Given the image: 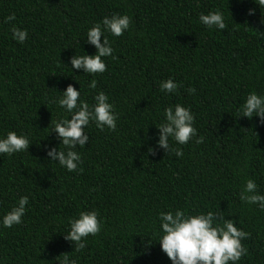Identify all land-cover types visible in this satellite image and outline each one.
I'll use <instances>...</instances> for the list:
<instances>
[{
	"label": "trees",
	"instance_id": "1",
	"mask_svg": "<svg viewBox=\"0 0 264 264\" xmlns=\"http://www.w3.org/2000/svg\"><path fill=\"white\" fill-rule=\"evenodd\" d=\"M216 10L223 30L198 20ZM113 14L131 23L120 36L104 33L114 49L102 58L106 70L72 71L75 52L96 51L84 43L87 30ZM14 25L27 30L23 43L12 38ZM169 77L180 85L174 93L159 87ZM92 79L96 89L88 87ZM69 83L90 105L103 91L118 117L115 130L90 123L74 172L47 157L60 143L53 123L69 116L50 101ZM251 91L264 95L259 0H0V135L11 130L30 141L28 150L0 154V216L29 198L20 224L0 226V264H59L65 254L77 264H171L152 242L158 213L176 208L232 219L247 233L237 264H264V211L239 199L249 178L264 194V122L238 111ZM177 103L194 114L197 137L169 140L180 157L150 152L163 109ZM84 210H96L102 228L77 251L64 234Z\"/></svg>",
	"mask_w": 264,
	"mask_h": 264
},
{
	"label": "clouds",
	"instance_id": "2",
	"mask_svg": "<svg viewBox=\"0 0 264 264\" xmlns=\"http://www.w3.org/2000/svg\"><path fill=\"white\" fill-rule=\"evenodd\" d=\"M259 5L264 6V0H259ZM250 13L252 10H249ZM14 13L6 17V21L13 20ZM198 20L205 27L217 30L225 28V20L221 11H209L200 13ZM131 18L127 14H113L105 16L102 21L91 26L84 36V43L93 45L96 49L94 54H75L69 58L72 71L82 69L83 74L103 73L106 70L104 57L112 56L114 49L105 32L113 36H120L129 29ZM12 38L23 43L27 38V30L16 27L11 28ZM103 37V40H101ZM78 42V41H77ZM79 82V81H78ZM80 84V83H79ZM96 80L88 83L90 89H96ZM180 85L169 77L159 84L164 93H174ZM189 93L195 91L188 89ZM59 98L51 100L69 114L68 118L61 116L53 123L51 132H55L59 139V145H53L47 151L50 161L58 163L69 172L78 171V165L82 163L81 154L75 149L77 146L85 147L89 142L87 128L94 123L98 129L115 130L117 127V113L113 103L103 91H96L92 97L91 105L82 97L81 86L77 89L69 83ZM239 116L252 118L259 117L264 122V95L251 91L247 94L244 102L239 106ZM163 121L156 126L155 146H150L149 151L164 149L166 153L174 151L176 157L183 155L179 148L172 149L169 140H174L180 145L188 143L197 137V129L194 127L195 116L189 107L180 103L170 105L163 109ZM50 132V133H51ZM202 137L197 138L199 143ZM29 138L24 133L7 131L0 135V154L12 155L28 150ZM60 145L64 148L61 149ZM28 196H21L15 204L3 216H0V226L10 228L20 224L26 212ZM239 199L247 204H254L264 211V194L257 191L256 182L249 178L245 180ZM222 211V210H221ZM223 220V223H219ZM159 229L156 240L162 252L171 261V264H237L247 249L242 246L241 240L247 233L239 229L232 219L218 217L213 211L189 213L181 208L162 211L158 213ZM102 228V221L96 210L80 211L78 216L68 219V231L64 238L74 243L78 251L85 247L86 238L96 235ZM150 237L151 240V236ZM147 244L149 241H147ZM145 246V242H141ZM59 264H77L76 259L65 254Z\"/></svg>",
	"mask_w": 264,
	"mask_h": 264
}]
</instances>
